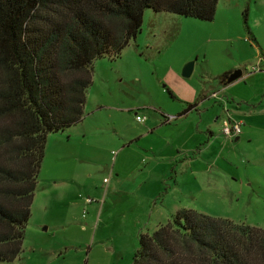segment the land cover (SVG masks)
<instances>
[{"label": "rangeland", "instance_id": "1", "mask_svg": "<svg viewBox=\"0 0 264 264\" xmlns=\"http://www.w3.org/2000/svg\"><path fill=\"white\" fill-rule=\"evenodd\" d=\"M262 50L264 0H220L213 21L146 9L121 56L94 61L83 120L48 136L21 258L0 264H133L140 233L182 209L264 228V65L253 70ZM227 66L243 76L223 85ZM202 91L205 105L179 116ZM229 116L242 122L234 137ZM106 218L90 256L79 227L103 229Z\"/></svg>", "mask_w": 264, "mask_h": 264}, {"label": "trees", "instance_id": "2", "mask_svg": "<svg viewBox=\"0 0 264 264\" xmlns=\"http://www.w3.org/2000/svg\"><path fill=\"white\" fill-rule=\"evenodd\" d=\"M219 1L0 0V262L22 254L48 136L83 120L94 61L120 57L148 8L213 21ZM139 238L133 264H264V228L193 209Z\"/></svg>", "mask_w": 264, "mask_h": 264}, {"label": "crops", "instance_id": "3", "mask_svg": "<svg viewBox=\"0 0 264 264\" xmlns=\"http://www.w3.org/2000/svg\"><path fill=\"white\" fill-rule=\"evenodd\" d=\"M249 41V40H248ZM262 51H264V50H262ZM261 51V52H262ZM196 68H197V64H196V62H195V67H194V71L193 72H195L196 71ZM230 70H232V71H234V68H233V66H227L226 68H225V70H223V72L222 73H224V72H226V71H230ZM220 75V74H219ZM218 75V76H219ZM217 76V77H218ZM243 76V75H242ZM216 77V76H215ZM202 93H205L204 91H202V92H198L197 93V96L195 97V100L193 101V102H190V104H193V105H195L194 106V108L193 109H201V107L203 106V105H205V103L209 100V97H208V93L206 94L205 93V95H203L202 96ZM214 94H216V93H214ZM202 99V100H201ZM199 100H201V101H199ZM118 110H125V109H118ZM191 111V110H190ZM178 115L180 114V112H178L177 113ZM168 116V115H167ZM231 117V116H230ZM233 118V117H232ZM220 119V116L219 117H217V119L216 120H219ZM235 120V119H234ZM212 133L214 134L215 133V130L214 131H212ZM126 149V148H125ZM113 152H116V151H113ZM113 152H112V154H113ZM117 155H118V153L116 154V155H114L113 154V160L115 161L116 160V158H117ZM122 166V164L119 166V167H116L115 168V173L120 177V174L122 173L121 172V167ZM106 179L107 178H105V181H106ZM108 182H110V181H108ZM119 182H122V178L120 177L119 178ZM115 188L112 186H109V188L108 189H106V190H114ZM105 190V192H107ZM106 201L103 199L102 200V204L103 203H105ZM102 208H104V207H102ZM101 208V209H102ZM101 209H100V211H101ZM107 218H109V216L107 217ZM106 218V223H105V225H104V227H103V229H96L95 230V228H92L90 225H88L87 223L85 224V225H83V226H80L79 228H80V230H81V232L82 233H87L88 235H89V238L91 239V241H92V243L91 244H88L87 245V248H88V252H89V254H90V256H93V253H95V252H98V250H99V248H98V246L97 247H95V245L97 244V242H96V239H98V241H100V240H102V234H101V232H104V234H105V232L107 231V230H109L110 228H111V226H110V224L108 223L109 221H108V219ZM169 221V220H168ZM162 222V221H161ZM160 221H159V224L161 223ZM167 222V221H166ZM163 223V222H162ZM102 224V222L100 223V225ZM68 225H71V223H69L68 221H64V222H62V223H59V224H57V226H61V227H65V226H68ZM98 225H99V221H98ZM100 225L98 226L99 228H100ZM49 229V226H47L46 228H45V230H48ZM65 230V229H64ZM92 237H93V239H92ZM40 238H42V237H40ZM43 239V238H42ZM44 240V239H43ZM44 242V241H43ZM47 245H45V244H42V245H40V246H38V248H37V250L38 251H42V252H45L46 250H47ZM21 258V255L17 258V259H20ZM16 259V260H17ZM15 261V260H14Z\"/></svg>", "mask_w": 264, "mask_h": 264}, {"label": "built area", "instance_id": "4", "mask_svg": "<svg viewBox=\"0 0 264 264\" xmlns=\"http://www.w3.org/2000/svg\"><path fill=\"white\" fill-rule=\"evenodd\" d=\"M263 65H264V51H262L260 53V56H259V62L257 64H255L253 66V70L256 72V71H259V70H262L263 68ZM216 96V94H214ZM174 117L173 116H168L166 121L169 122L173 119ZM137 120L139 122H145L146 121V117H141V116H137ZM242 122H238L236 120H234L232 117L229 116L228 119H224V132L226 135L230 136V137H234V136H237L239 135L240 133H242ZM114 155H116L117 153L116 152H113ZM107 181V179H106ZM94 200L89 197L86 199V202L88 204L92 203Z\"/></svg>", "mask_w": 264, "mask_h": 264}, {"label": "water", "instance_id": "5", "mask_svg": "<svg viewBox=\"0 0 264 264\" xmlns=\"http://www.w3.org/2000/svg\"><path fill=\"white\" fill-rule=\"evenodd\" d=\"M194 67H195V61H192L190 63H188L184 69V76L189 77L192 75L193 71H194ZM243 75V71L240 69L235 70L232 74L229 75L228 79H227V84H230L236 80H238L239 78H241Z\"/></svg>", "mask_w": 264, "mask_h": 264}]
</instances>
